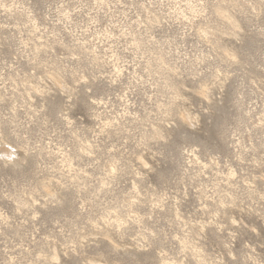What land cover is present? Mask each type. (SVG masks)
I'll return each instance as SVG.
<instances>
[{
  "label": "rangeland",
  "instance_id": "374dc122",
  "mask_svg": "<svg viewBox=\"0 0 264 264\" xmlns=\"http://www.w3.org/2000/svg\"><path fill=\"white\" fill-rule=\"evenodd\" d=\"M0 264H264V0H0Z\"/></svg>",
  "mask_w": 264,
  "mask_h": 264
}]
</instances>
